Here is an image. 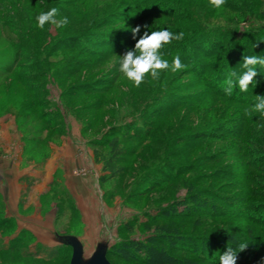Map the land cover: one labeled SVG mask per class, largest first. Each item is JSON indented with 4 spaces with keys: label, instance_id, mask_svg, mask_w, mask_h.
<instances>
[{
    "label": "rangeland",
    "instance_id": "rangeland-1",
    "mask_svg": "<svg viewBox=\"0 0 264 264\" xmlns=\"http://www.w3.org/2000/svg\"><path fill=\"white\" fill-rule=\"evenodd\" d=\"M221 1L241 6L235 35L253 47L245 63L230 59L219 84L210 74L222 57L203 56L180 30L197 17L207 26L232 22L236 15ZM263 59L264 0H0V167L20 183L13 216L6 215L0 193L3 213L12 218L11 226L0 229V244L19 240L25 252L44 253L63 247L60 258L6 260L0 253V264H69L71 248L58 241L61 235L80 240L84 259L104 244L110 264H131L117 246L140 241L130 247L141 252L159 230L168 237H197L196 254L172 250L195 264H210L199 259L209 255L210 237L233 234L235 250L226 254L229 246L213 245L221 254L214 260L249 262L259 246L240 231L251 225L244 215L264 220V127L257 123L264 121V109L254 105L264 96V81L255 89L243 73ZM230 74L247 85L248 102L221 95L207 100L211 87L226 85ZM108 137H117L126 150L116 163L120 174L103 183L93 149L105 150ZM241 162L252 184L238 190L233 173L239 168L233 167ZM24 175L32 186L20 180ZM197 176L202 180L193 184ZM201 186L195 194L193 187ZM205 200L230 217L210 214ZM189 202L194 214L188 224L170 217ZM162 209L166 214L159 217ZM17 220L31 230L18 231ZM38 229L49 244L37 241ZM254 230L264 258V229ZM162 241L172 248L171 239Z\"/></svg>",
    "mask_w": 264,
    "mask_h": 264
},
{
    "label": "trees",
    "instance_id": "trees-1",
    "mask_svg": "<svg viewBox=\"0 0 264 264\" xmlns=\"http://www.w3.org/2000/svg\"><path fill=\"white\" fill-rule=\"evenodd\" d=\"M221 5L223 10H226L228 12L232 11L234 15L236 16H231L229 18L230 21H226V22H221L218 23V25L215 26H207V22H201L202 19H199L197 17L196 21H194L193 19L190 20L188 22L189 24V28H186L184 30H180L181 34L186 33V37L190 38V41H188V44H192L194 45V47L196 49H198L203 56L206 57H213L216 55H220L222 57V59L220 60V64L217 63H213V66L219 65L218 69L214 70L215 72L210 74V77H212V80H216L215 82H219V84H221V81L218 80L217 78L219 77V75H221L223 73V70L228 67V62L230 61V59L233 60H237L240 63H245L244 61L247 59V57L249 56V54L251 53V49L253 47V42L250 41L249 39H245L242 37V35H235V33L237 32V30L234 28L236 26V24L238 23V18L241 17L243 15V11L241 9V6L239 7L238 5L232 4L228 1L226 2H220L218 3ZM216 4L211 5L210 7H208L209 10L213 11L214 8H216L215 6ZM261 5V4H260ZM179 22H182L183 19H175ZM191 29H193V31L191 32ZM230 34V37L228 38V35ZM134 35V34H133ZM138 37V36H136ZM192 39V40H191ZM223 43L225 46H223ZM128 45V44H127ZM126 45V46H127ZM255 51V50H254ZM260 52V50L258 51ZM260 54V53H259ZM258 54V55H259ZM218 62V61H215ZM251 67V71H247L248 68ZM210 68L207 67V70ZM13 71V67H11L10 69H8V71ZM207 70H203L202 73H200L201 76H204L206 74ZM243 70V69H242ZM199 75V76H200ZM243 75L251 78V80H253L252 83V87L256 88H261V84L264 81V59L262 64L258 63V61L255 60L252 61L251 63H249V65L244 68V73ZM218 76V77H217ZM227 77V84L224 85L223 87H219V89L213 88L211 87L210 89V93L212 95L208 96L206 99L207 100H212L213 97L215 96H223V97H229V100L233 103H242V104H246L248 102V100L246 101V96L245 94L248 93L247 89V85L244 84V82H241L240 80L237 81L236 78H234L233 75H226ZM226 90L230 91V94L225 93ZM233 94L237 95L236 97L233 96ZM264 96L261 97L258 101H256V103L254 105L261 107V109H264ZM179 101H177V105H179ZM263 104V105H262ZM258 124H260L262 127H264V121H257ZM213 127V126H212ZM212 127H210L212 129ZM264 132V131H263ZM107 137V136H106ZM103 146L106 147L105 150H102L98 147H94L93 149V156H94V160L96 162H100L102 164V171L103 174L100 175L99 180L100 182H108L111 179H113L114 177L118 176L120 174V169H118V167L116 166V163L118 161H121L123 155H124V151L126 150V147H123L120 145V140L117 137H108L107 139H105V141H103L102 143ZM261 156H263V161H264V151L260 154ZM245 156V155H243ZM233 168H239L238 172L233 173V175L236 178L235 184L239 185V189H245L243 188V185L247 184H252L249 183L251 182L249 179V174L247 173V163H238L235 167ZM201 176H197L196 179L195 177L192 179L193 184H195V181H200L202 179H200ZM21 181H28L29 183L27 184V186H32V184H34V180L33 179H29L27 175H24L20 178ZM193 184L191 185V187L193 186ZM159 187L160 184H159ZM194 190L196 191L195 194H197V192L203 190L202 186L201 187H193ZM241 192H244V190H242ZM196 196V195H194ZM207 203H209V206L213 207V209H211L212 211L209 212L210 214H213V216H220L223 218H228L231 215L229 213H226L225 211L222 212V208L221 206H217V204L215 203V201L213 200H205ZM241 202L243 204H245L246 206H250L249 203H247L245 201V198L241 199ZM194 205L192 202L183 204V210L179 211V213H177L176 211H173L170 213V217L176 218L179 217V219H183V220H187L184 222V224H188L189 223V219L190 217L194 214V211L190 208H192ZM224 206V205H223ZM227 207H232L233 205H229V203L226 205ZM216 208H221L220 210L222 211H217ZM164 209H162L160 211V213L162 215H159V217H162L163 214H166L165 211H163ZM3 203L0 200V229L4 228V227H8L12 225V218L7 217L4 215L3 213ZM227 214V215H226ZM246 217V220L248 223H251V225L249 226V228L241 229L240 233L244 235L243 239H254V241L251 242V244L253 243V246L258 247L257 251L255 250L252 258L250 259L249 262H238L237 264H264V258H262V245L263 243L259 241V239L257 238V234L258 232L254 229H264V220H257V219H251L247 216H243ZM252 226V227H251ZM161 227H163V225H161ZM239 233V235H240ZM155 235H153L155 238L154 241H152L149 245H145V248L143 250L140 251H133L134 249H132V247L137 243H141L140 241L138 242H132L131 241H127V240H123L122 244L117 246L119 248V251L123 252L124 254L128 255L129 257H124L121 256L122 258L125 259H130V263L131 264H195L196 261H188L186 259H183L179 256H173L172 255V250H180L187 254H196V249L197 246H200L197 242V237L195 236H191V235H180L178 233L175 234H171L170 237H168L167 235L164 234L163 231L159 230V233L154 232ZM230 234V233H229ZM232 236V237H231ZM175 237V238H174ZM228 238L231 239H226L225 237H210V239H213L215 241H212L211 243V250L210 252H208V256L206 257V259L202 258V255H200L199 259L201 258L202 261H208L210 264H218L215 259V255H221L219 253H216V250H214L213 245H215L216 248H222V246H229L230 250L226 251V249H223V251L226 254H230V251L233 249L235 250L236 245L238 244L235 243L234 239V235L230 234L229 236H227ZM165 238H169L171 239V243L172 248L169 246H164L163 244V239ZM215 238V239H214ZM225 238V239H224ZM242 238H240V244L239 246L242 244ZM216 240H220L219 244L216 243ZM223 240H230L227 241L229 242L226 243V241ZM145 241V240H143ZM63 246H67L65 244H62ZM179 246V247H177ZM219 246V247H218ZM177 247V248H176ZM238 247V246H237ZM63 247H58L55 248V250H53L52 252H48V253H44L40 250H35L33 252H25L24 249H22V247L20 246V241L19 240H13L11 241V243H9L8 245H1L0 244V253L2 254V259H6V260H10V259H15L17 257H29V258H35V257H42V258H52V257H58L60 258L62 254L61 249ZM222 251V252H223ZM40 253H42L40 255ZM107 253H109V251L107 250ZM106 253V254H107ZM200 253H202V249L200 248ZM8 256V257H7ZM209 257L211 260H209ZM220 264H228L227 262H220ZM236 264V263H235Z\"/></svg>",
    "mask_w": 264,
    "mask_h": 264
},
{
    "label": "crops",
    "instance_id": "crops-1",
    "mask_svg": "<svg viewBox=\"0 0 264 264\" xmlns=\"http://www.w3.org/2000/svg\"><path fill=\"white\" fill-rule=\"evenodd\" d=\"M1 127H2V125L0 124V128ZM2 144H4V143L0 140V145L2 146ZM0 170H1L0 172L3 173V174L1 173V175H0V193L3 195V199H4L3 201L5 203V213L7 216H13V214L17 211V206H18V201H19V194H20V183H18L19 177L18 176L16 177V176L12 175L11 173H6V175H11V177L5 176L4 172H7L8 170L3 169L1 167H0ZM33 170H35V172L42 171V170H38L36 168H33ZM19 171H21V170H19ZM22 174H25V172ZM20 175H21V173H20ZM29 175L32 177L34 175V173L31 172V173H29ZM5 187H7L9 190V193H7V196H4V194H3V190ZM17 223L19 226V227L17 226L18 231L21 230L22 228H24V229L26 228L27 230L29 229V227H22V226L20 227V221L19 220H17ZM45 223H48L47 224V227H48L47 230L49 233H51L52 232L51 230L53 229V225L51 224L50 221L45 222ZM29 230H31V229H29ZM40 231L41 230L38 229L37 231L33 232L35 238L38 239L37 241L40 243L49 244V242H50V240H48L49 236L41 233ZM44 235H46L47 238Z\"/></svg>",
    "mask_w": 264,
    "mask_h": 264
},
{
    "label": "water",
    "instance_id": "water-1",
    "mask_svg": "<svg viewBox=\"0 0 264 264\" xmlns=\"http://www.w3.org/2000/svg\"><path fill=\"white\" fill-rule=\"evenodd\" d=\"M58 241L71 248L69 264H110L106 257L107 247L104 244H98L92 255L88 259H84L83 246L77 237L61 235L58 237Z\"/></svg>",
    "mask_w": 264,
    "mask_h": 264
}]
</instances>
